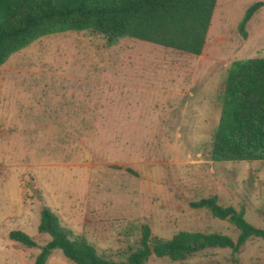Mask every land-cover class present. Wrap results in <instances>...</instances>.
Segmentation results:
<instances>
[{"label": "rangeland", "instance_id": "374dc122", "mask_svg": "<svg viewBox=\"0 0 264 264\" xmlns=\"http://www.w3.org/2000/svg\"><path fill=\"white\" fill-rule=\"evenodd\" d=\"M255 1L264 0H217L200 55L66 31L0 66V264H33L39 248L8 233L45 244L43 207L114 261L139 246L144 224L163 239L186 230L235 240L233 223L190 205L200 198L216 196L264 229V160L210 159L231 63L264 57V6L245 38L238 31ZM46 264L75 263L54 250ZM144 264H264V239L250 237L236 253L208 248L181 261L150 255Z\"/></svg>", "mask_w": 264, "mask_h": 264}, {"label": "trees", "instance_id": "16d2710c", "mask_svg": "<svg viewBox=\"0 0 264 264\" xmlns=\"http://www.w3.org/2000/svg\"><path fill=\"white\" fill-rule=\"evenodd\" d=\"M217 0H0V66L16 51L36 39L66 31L103 34L111 45L130 37L192 55L203 51ZM264 1L250 4L239 24L245 26ZM212 161L264 160V57L231 63L221 94L220 114L212 136ZM133 173V170L127 168ZM205 208L238 229L235 240L218 232L180 230L168 239L153 236L148 225L141 227L139 246L126 260L102 258L83 237L59 223L48 207L40 211L37 229L49 240L39 245L25 232L14 229L10 239L39 248L33 264H46L54 250L75 264H144L150 255L181 261L208 248H229L232 253L250 237L264 239V229L245 220L242 209L221 206L216 196L190 202Z\"/></svg>", "mask_w": 264, "mask_h": 264}, {"label": "crops", "instance_id": "0c3cea01", "mask_svg": "<svg viewBox=\"0 0 264 264\" xmlns=\"http://www.w3.org/2000/svg\"><path fill=\"white\" fill-rule=\"evenodd\" d=\"M125 38V37H124ZM134 39V38H133ZM146 42V41H145ZM144 42V43H145ZM150 43V42H149ZM157 45V44H156ZM133 88V87H132ZM124 89H126L127 90V88L125 87ZM130 89V87L128 88V90ZM143 91H144V93L146 94V95H148V97H149V93H150V91H152V89H147V88H143ZM152 93V92H151ZM129 95V94H128ZM121 94H120V96L118 97L119 99H121Z\"/></svg>", "mask_w": 264, "mask_h": 264}]
</instances>
